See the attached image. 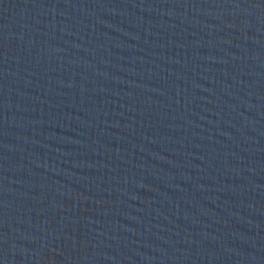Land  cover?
Wrapping results in <instances>:
<instances>
[{"label":"water","instance_id":"water-1","mask_svg":"<svg viewBox=\"0 0 264 264\" xmlns=\"http://www.w3.org/2000/svg\"><path fill=\"white\" fill-rule=\"evenodd\" d=\"M0 264H264V0H0Z\"/></svg>","mask_w":264,"mask_h":264}]
</instances>
